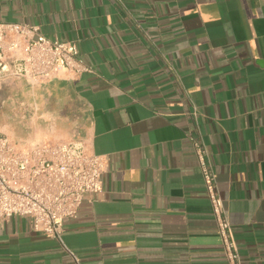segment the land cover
<instances>
[{
	"label": "crops",
	"instance_id": "crops-1",
	"mask_svg": "<svg viewBox=\"0 0 264 264\" xmlns=\"http://www.w3.org/2000/svg\"><path fill=\"white\" fill-rule=\"evenodd\" d=\"M0 22L76 41L92 67L0 84V135L80 132L103 189L63 224L83 264H227L188 137L208 146L243 264H264V0H0ZM0 264H75L29 217L0 222Z\"/></svg>",
	"mask_w": 264,
	"mask_h": 264
},
{
	"label": "built area",
	"instance_id": "built-area-1",
	"mask_svg": "<svg viewBox=\"0 0 264 264\" xmlns=\"http://www.w3.org/2000/svg\"><path fill=\"white\" fill-rule=\"evenodd\" d=\"M91 71L76 41L47 37L38 25L0 22V84L20 77L45 81ZM188 137L203 175L226 262L243 264L208 146L192 133ZM107 166L106 155L89 151L80 132L66 141L28 147L0 135V222L14 215L29 217L33 230L60 241L74 263L83 264L79 255L64 244L63 224L78 215L87 196L102 191Z\"/></svg>",
	"mask_w": 264,
	"mask_h": 264
}]
</instances>
